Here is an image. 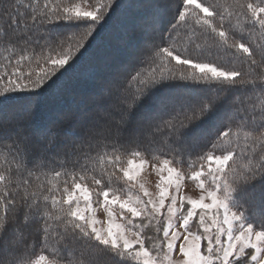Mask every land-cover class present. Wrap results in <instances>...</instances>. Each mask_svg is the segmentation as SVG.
Listing matches in <instances>:
<instances>
[{
    "label": "snow or ice",
    "instance_id": "1",
    "mask_svg": "<svg viewBox=\"0 0 264 264\" xmlns=\"http://www.w3.org/2000/svg\"><path fill=\"white\" fill-rule=\"evenodd\" d=\"M116 4L0 0V264H264V0H148L103 116L28 131Z\"/></svg>",
    "mask_w": 264,
    "mask_h": 264
},
{
    "label": "trees",
    "instance_id": "2",
    "mask_svg": "<svg viewBox=\"0 0 264 264\" xmlns=\"http://www.w3.org/2000/svg\"><path fill=\"white\" fill-rule=\"evenodd\" d=\"M218 2L230 5L232 0ZM147 3L148 0H117L107 23L100 28L76 67L50 83L40 97V110L34 117L32 113L25 116L26 127L30 132L37 133L48 128L56 132L60 139L71 140L74 138L72 134L81 133L80 130L93 117H102L95 113L88 115L87 112L103 106L111 94V87H108L111 81L122 68L135 64L128 55L124 40L119 37L131 20L147 14L149 9L144 6ZM5 55L8 53L0 48V64L5 63ZM142 71L148 75L151 70L145 67ZM152 107L150 105L145 111H151ZM2 167L3 156H0Z\"/></svg>",
    "mask_w": 264,
    "mask_h": 264
},
{
    "label": "rangeland",
    "instance_id": "3",
    "mask_svg": "<svg viewBox=\"0 0 264 264\" xmlns=\"http://www.w3.org/2000/svg\"><path fill=\"white\" fill-rule=\"evenodd\" d=\"M123 69H124V68H122L121 72H123ZM121 72H120V73H121ZM116 78H117V77H116ZM108 87H111V85L108 86ZM110 102H111L110 99H108L107 102H106L103 106H101V107H96L95 110H93L92 112H91V111H90V112H87V114L90 115L91 113H92V114L95 113L96 115L103 116L104 112L108 109ZM27 129H28V128H27ZM82 130H83V128L80 130V132H82ZM28 131H29V129H28ZM65 138H66V137H65ZM157 180H158V177L155 175L154 172L151 171V169H149V170H147V171H145V172L143 173V182H144L145 185H146L151 191H153V192L156 191L155 184H156ZM192 189H193V186L189 184V185L186 187L185 191L188 192V194H190V195H196V193H194V192L192 191ZM97 217H98L99 219H101V220H103V219L105 218L102 209H99V210L97 211Z\"/></svg>",
    "mask_w": 264,
    "mask_h": 264
}]
</instances>
